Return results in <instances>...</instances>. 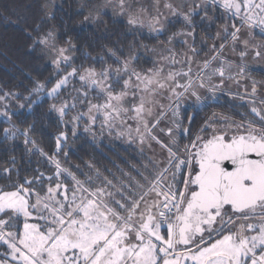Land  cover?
Returning a JSON list of instances; mask_svg holds the SVG:
<instances>
[{"label":"snow or ice","instance_id":"obj_1","mask_svg":"<svg viewBox=\"0 0 264 264\" xmlns=\"http://www.w3.org/2000/svg\"><path fill=\"white\" fill-rule=\"evenodd\" d=\"M119 6L123 10L125 0H119ZM165 7L177 12L171 4ZM210 8L225 19L217 39L231 37L233 51L242 43V59L249 48L262 55L264 45L252 44L250 38L257 28L264 36V0H193L188 12L178 14L194 28L192 16L200 12L202 21L214 22L208 16ZM128 23L143 25L136 16H130ZM147 26L157 35L165 31L158 15ZM34 31L33 48L46 50L57 69L71 65L70 42L69 47L58 48L53 30L42 32L38 24ZM245 33L249 38L242 39ZM178 35L192 38V44L183 40L185 52L170 47ZM194 41L191 31L169 36L150 49L159 58L146 70L136 69L135 55L117 57L115 68L73 67L46 91L47 97L57 98L78 78L75 95L50 110L58 112L62 122L76 110L67 121L74 136L86 120L85 132L95 137L99 120L101 134L126 137L142 156L147 147L152 154L140 168L133 166L135 175L122 171L110 179L95 170L94 175L81 172L84 179H80L59 158L67 143L65 132L57 135L49 154L31 139L32 126L4 130L6 138L22 135L25 145H33L52 172L20 178L17 171L12 180L15 158L10 161L13 167L0 171L10 181L0 186V264H264V102L251 108L255 119L237 123L221 117L223 124L218 126L213 114L193 135L194 117H188L185 127L182 105L191 101L193 107L207 106V94L215 98L231 68L222 63L224 43L213 44L215 54L197 61ZM244 71L240 67L237 75ZM227 79L233 77L229 74ZM45 90V84L34 82L20 107L30 108L36 103L32 94ZM18 95L5 92L0 101ZM0 115L11 120L7 110ZM181 140L188 142L181 145Z\"/></svg>","mask_w":264,"mask_h":264},{"label":"trees","instance_id":"obj_2","mask_svg":"<svg viewBox=\"0 0 264 264\" xmlns=\"http://www.w3.org/2000/svg\"><path fill=\"white\" fill-rule=\"evenodd\" d=\"M139 1L141 0H125L126 4H132L126 5V11L121 10L118 0H0V95L5 92L19 94L18 97L8 96L4 102L0 101V105L4 104L2 106L11 116L10 121L0 120V171L6 167H13L10 161L15 158L12 180L17 179V171L20 178H31L40 172L51 174L52 168L46 159L33 149V145L26 146L22 135L17 133L14 138L5 137V129L11 131L15 126L16 129L23 130L32 126L31 139L36 142V146L49 154L55 149L57 135L60 132L67 134V143L59 158L64 166L71 168L80 179H84L81 172L94 175L95 170H99L110 179L111 174L119 177L122 171L135 175L132 171L133 166L140 168L147 156L152 154L148 148L144 149L142 156L137 144L129 143L126 137H117L115 132L109 135L107 131L101 134L99 120L95 137L85 132L86 120L80 122L74 136L72 124L67 121L76 114V110L64 116V122L61 121L58 112L50 110L53 104L59 105L62 99H68L70 94L75 95L73 85L76 88L80 87L78 78L72 79L57 98L47 97L46 91L71 72L73 67L81 70L94 67L97 71L108 65L115 68L118 67L117 57L123 60L135 55L138 57L134 62L138 71L151 68L153 61L159 56L153 54L150 49L154 46L159 47L169 36L182 31L194 32V46L199 51V55L195 57L197 61H203L215 54L211 51L213 44L217 47L221 43L225 44L222 63L226 69L229 64L231 65L230 70H226L225 78L229 74L233 76V73H239L240 67L245 68L243 73L225 83L222 89L218 88L214 93V99L213 94H207L208 98L204 102L207 106L202 109L191 106V101H185L181 107L184 126H189L188 117H194L191 124V132L194 135L206 120L213 117V114L216 116L218 126L223 124L221 117L237 123L255 119L251 108L253 106L259 108L264 102V49L262 56H256V50L249 48L245 56L248 61L243 63L240 57V52L244 50L242 43H238L233 51L230 47L231 37L227 41L216 38L217 31L225 23L219 10L214 14L212 9H209L208 16L214 21L212 23L202 21L203 12L192 16L194 28L189 27L183 15L178 13L188 12L193 0H168V3H174L177 12H173L164 20L165 31L162 34L157 35L147 25H130L128 20L137 10ZM154 1L156 0H142V3L150 10H154ZM228 23L231 24L232 21ZM38 24L42 32L50 29L55 32V43L58 48L69 47V42L74 46L67 53L71 59L70 66L61 64L57 69L46 50H42L41 46L33 48L30 34L36 35L34 30ZM245 38H249L247 33L242 36V39ZM185 39L189 44L193 43L192 38L178 35L170 47L177 53L187 51V45L183 43ZM250 39L252 44L264 45V36L260 34L258 28L253 30ZM142 45H147V48ZM112 53H115V56ZM231 57L235 60L231 61ZM213 66H217L215 62ZM195 67L196 65H193L194 69ZM241 78L240 82H236ZM37 81L46 85L45 92L33 93L31 98L36 103L30 108L28 106L21 108L20 105L26 104L24 98L29 95L34 82ZM253 81L256 82L255 93L250 89L253 87ZM91 96L93 103L97 102L96 93H92ZM180 142L183 145L188 141ZM89 165L93 168L90 169ZM77 166L80 171H77ZM9 182L0 175V186Z\"/></svg>","mask_w":264,"mask_h":264},{"label":"rangeland","instance_id":"obj_3","mask_svg":"<svg viewBox=\"0 0 264 264\" xmlns=\"http://www.w3.org/2000/svg\"><path fill=\"white\" fill-rule=\"evenodd\" d=\"M165 4H170V3H168V0H156L153 3L154 10H150L149 8H147L146 6H144V3H142V0H141V1L138 2V5H137L138 8H137V10H135V12L133 13L132 16H136L140 20H142L143 21V25H148V23L151 20V18L158 15L159 16L160 23L163 24L164 20L166 18H169V16H171V14L173 13V11H171L169 8L165 7ZM173 4L174 3L171 2V5L173 6V8L176 9V7ZM126 5H128V4H126ZM131 5L132 4H130L128 6H131ZM124 9L127 11V8L126 7ZM260 51L263 52V49H260ZM230 54L233 55V53H230ZM245 58L246 57H243V59L241 58V61H243V63H245V61H248V59H245ZM230 60L233 61L235 59L233 57H231ZM236 75H237V72L236 73H233V76L231 74V76L233 77V79L236 78ZM241 80H242V78L241 79H238L236 82H240ZM229 81L230 80H228L227 78H225V83L226 84ZM225 83H224V85H226ZM250 89L252 90V88H250ZM4 100H2L1 102H4ZM2 105H4V104L1 103V105H0V112H3L6 109ZM2 119L8 120L6 117L0 115V120H2ZM145 148H147V147H145Z\"/></svg>","mask_w":264,"mask_h":264}]
</instances>
